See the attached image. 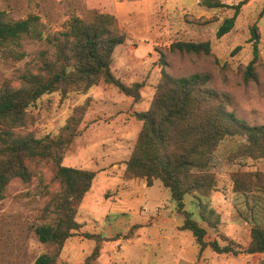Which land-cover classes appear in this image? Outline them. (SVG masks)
I'll use <instances>...</instances> for the list:
<instances>
[{
  "label": "rangeland",
  "instance_id": "rangeland-1",
  "mask_svg": "<svg viewBox=\"0 0 264 264\" xmlns=\"http://www.w3.org/2000/svg\"><path fill=\"white\" fill-rule=\"evenodd\" d=\"M201 0H0V11L8 19L38 15L43 37L68 28L70 19L85 22L98 13L113 14L127 34L113 56L112 72L129 87L136 83L139 96L127 95L116 86L101 83L87 93L60 92L42 95L28 109L36 137L58 135L77 108L85 106L78 135L64 154V165L93 170L96 176L81 201L76 220L82 226L67 239L56 264H83L95 241L84 232L101 233L99 258L93 264H259L264 252L247 254L252 214L263 220L264 194L237 192L231 174L235 171H264L263 159L235 158L233 153L246 140L235 135L223 139L215 152L213 168L217 185L209 197L187 195L184 209L207 230L205 240L231 245L237 253L218 254L199 249L193 234L181 230L184 213L159 180L147 186L141 178H125L126 161L142 123L133 114L146 111L163 72L175 77L195 72L211 75L210 85L226 94L230 110L251 125L264 124V0H247L236 15L232 30L217 36L223 20L234 15L230 8H207ZM237 4L243 0H222ZM260 34L257 56L250 27ZM175 41H209L211 52L192 53L171 49ZM44 41H23L28 53L21 61L0 57V87L6 79L20 74L30 58L43 49ZM163 52V58L158 51ZM254 61L253 78L245 79V67ZM43 179L25 183L13 179L0 197V264H33L55 247L42 243L33 226L42 222V212L58 191L51 173L42 169ZM200 202L218 213L212 227L201 220Z\"/></svg>",
  "mask_w": 264,
  "mask_h": 264
},
{
  "label": "trees",
  "instance_id": "trees-1",
  "mask_svg": "<svg viewBox=\"0 0 264 264\" xmlns=\"http://www.w3.org/2000/svg\"><path fill=\"white\" fill-rule=\"evenodd\" d=\"M247 0L227 4L222 0H201L207 8H230L234 15L219 25L217 36L222 37L234 27L236 15ZM38 15L24 19H8L0 11V57L18 62L28 55L22 49L23 41H44L46 45L27 62L25 69L6 79L0 87V197L13 179L27 183L33 177L43 179L42 169L52 175L58 191L51 193L44 185V193L51 195L42 212V222L33 226L38 239L55 247L54 254L39 255L33 264H56L57 255L64 242L74 236L82 226L76 220L77 209L90 190L96 172L64 165V154L78 135V127L85 106L76 109L60 134L36 137L28 130L31 116L28 109L42 95L60 92L63 97L71 92L87 93L101 83L116 86L121 92L138 98L140 83L126 86L112 72L113 56L117 47L127 39L116 17L98 13L85 22L74 16L68 28L52 36L43 37ZM254 55L260 40L256 24L250 27ZM171 49L192 53L211 52L209 41H175ZM162 56V51H158ZM254 61L244 71L245 79L253 78ZM211 75L195 72L175 77L163 72L146 111H136L133 116L142 126L126 161L125 178H141L147 186L159 180L171 192L179 210L184 213L181 230L190 231L204 251L237 253L227 244L217 240L207 242V230L184 209L187 195L209 197L217 185L213 168L215 152L221 141L240 135L245 142L233 153L235 158L248 157L264 160V124L251 125L230 110L226 94L210 85ZM233 189L237 192L258 191L264 194V171L238 170L231 174ZM264 210V207L261 206ZM218 213L200 202L199 218L215 227ZM250 241L243 249L247 254L264 252L263 220L252 214ZM93 239L95 247L83 264H93L100 256L101 244L107 239L101 233L84 232ZM197 264V263H193ZM259 264H264V260Z\"/></svg>",
  "mask_w": 264,
  "mask_h": 264
}]
</instances>
